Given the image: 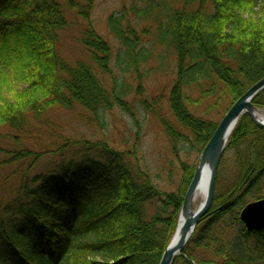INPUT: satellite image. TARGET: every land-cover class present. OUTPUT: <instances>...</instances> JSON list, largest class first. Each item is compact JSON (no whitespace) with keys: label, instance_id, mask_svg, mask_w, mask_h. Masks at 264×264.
Masks as SVG:
<instances>
[{"label":"trees","instance_id":"16d2710c","mask_svg":"<svg viewBox=\"0 0 264 264\" xmlns=\"http://www.w3.org/2000/svg\"><path fill=\"white\" fill-rule=\"evenodd\" d=\"M66 6L75 11L73 24ZM89 8L78 0H0V142L11 141L0 144V155L21 181L13 206L0 203V264H159L197 162L180 160L178 182L166 190L128 147L48 129L51 116L88 113L105 127L115 107L132 114L133 80L172 152L200 155L230 105L264 77V0H142L109 14L108 35L123 47L119 79L112 45L92 25ZM148 20L154 29L144 40L153 38L145 46L147 30L138 29ZM72 25L84 54L75 61L57 49ZM150 61L168 81L172 123L151 107L157 100L141 97ZM252 103L264 109V89ZM234 128L225 153L235 152L238 174L214 193L173 264H264V227L247 231L239 214L264 198V128L248 113ZM45 135L57 137L44 144ZM50 154V167L30 175Z\"/></svg>","mask_w":264,"mask_h":264},{"label":"rangeland","instance_id":"374dc122","mask_svg":"<svg viewBox=\"0 0 264 264\" xmlns=\"http://www.w3.org/2000/svg\"><path fill=\"white\" fill-rule=\"evenodd\" d=\"M154 1L156 2V0ZM78 2L82 5L88 4L90 6L88 9V17H90L92 25L98 32L108 37V41L113 48L111 61L112 69H114V75L119 79L122 70L117 68L116 65H118V56L121 58L123 47L114 37L110 34L108 35L106 20L109 14H119L120 10H127L133 2L138 6L142 5V0H78ZM66 11L70 24H73L77 18L75 16V11L70 7H67ZM127 15L129 19L134 20L133 15L130 13ZM139 25L140 28L138 31H141L142 27L147 30L141 34L140 38H143L141 42L145 46L151 45L153 37L150 36L145 38L147 40H144V37L147 36V33H152L154 29L152 20L141 22ZM70 28L71 29L60 34L57 49L66 59L75 61V59L79 57H84V54L78 43V39H76L78 34L76 28H74L73 25ZM123 65L124 64H121V66ZM144 68L146 69L147 75L143 78L142 89H140L142 90L141 97L145 98L149 103L150 101L157 100L158 103L151 105V107L159 110L163 118L172 123L174 120L167 108V92L169 85L167 79L161 77L160 74L154 73L152 61H150L147 66L144 65ZM132 83V94L127 98L132 114H129L119 107H115L112 112L106 114V126L101 128L95 122H90L88 117L91 115L88 113H84L86 118L83 119L81 116L79 117L76 115L75 112L59 113L51 116L50 119L52 122L48 123L49 125H47V128L49 129V127H51L55 131H61L64 135L72 136L73 138L84 135L89 138H101L105 136L109 143L115 144L120 150H125L128 147L130 154L138 156V158L140 157L142 165H146L149 168L157 184L163 186L166 190L174 189V184L178 182L181 168L180 160L187 161L188 163L191 161L197 162L200 155L191 153L187 156V154L181 150L178 156H176L174 152H172L171 143L169 142L168 135L163 131L161 122L157 117H154L150 111H145V109H143L139 100L140 96L134 94V85L136 82L132 80L131 84ZM193 97H196L195 94H193ZM259 112L264 113V109H259ZM212 118H215L214 114ZM1 134L3 137H6L7 131L3 130ZM53 137L57 136L45 135L43 139L44 144L49 143L51 139H54ZM5 141V144L0 142L3 147L6 148L11 146V141L7 139ZM35 150L39 151L38 148ZM234 155L235 152L232 151L222 156V175L218 181L219 185L215 184V192L217 193L222 192L224 188L231 184L233 178L238 174ZM51 157V154L43 155L41 157L42 159L30 168V175L40 173V171L45 169L47 170L50 167L49 161L52 159ZM6 161V156L0 155V203L2 206L9 204L13 206L11 202L15 200L18 195L17 191L21 181L20 175L14 173L15 166L10 163L6 164ZM202 199L203 195H199L193 202L194 207H197ZM81 240L86 243L89 237H82ZM91 256L97 259L96 255L91 254Z\"/></svg>","mask_w":264,"mask_h":264},{"label":"water","instance_id":"95a60500","mask_svg":"<svg viewBox=\"0 0 264 264\" xmlns=\"http://www.w3.org/2000/svg\"><path fill=\"white\" fill-rule=\"evenodd\" d=\"M264 89V77L252 84L251 88L240 95L234 103L230 105L227 112L221 117L216 130L210 136L209 141L201 150L198 163L194 171V175L190 180L181 210L178 215L176 230L172 235V239L165 247L160 258L159 264H173L176 255L181 254L183 247L187 244L190 236L193 234L198 221L213 205L215 196V180L217 170L221 163L226 146L230 140L235 125L241 118V115L248 113L253 117L258 127L264 128V118L258 116L259 109L253 105L252 100L257 93ZM207 173L206 185L202 201L197 207H194L193 201L196 197L198 189L201 187L203 180V171ZM240 220L245 225L247 231H259L264 227V198L248 202L239 212Z\"/></svg>","mask_w":264,"mask_h":264},{"label":"bare ground","instance_id":"6f19581e","mask_svg":"<svg viewBox=\"0 0 264 264\" xmlns=\"http://www.w3.org/2000/svg\"><path fill=\"white\" fill-rule=\"evenodd\" d=\"M258 116H260L262 119L264 118V113H258ZM203 180L201 181V183H202V185H201V187L198 189V191H197V195H196V197H195V199L199 196V195H204L203 193H204V190H205V185H206V183H205V181H206V178H207V173H205V170L203 171ZM195 199H194V201H195ZM193 201V202H194Z\"/></svg>","mask_w":264,"mask_h":264}]
</instances>
